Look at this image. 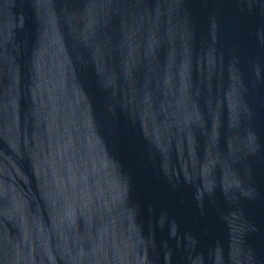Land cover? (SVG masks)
<instances>
[{
  "label": "water",
  "instance_id": "1",
  "mask_svg": "<svg viewBox=\"0 0 264 264\" xmlns=\"http://www.w3.org/2000/svg\"><path fill=\"white\" fill-rule=\"evenodd\" d=\"M0 264H264V0H0Z\"/></svg>",
  "mask_w": 264,
  "mask_h": 264
}]
</instances>
